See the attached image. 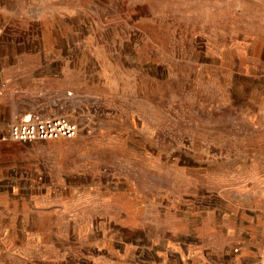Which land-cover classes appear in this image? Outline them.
I'll return each mask as SVG.
<instances>
[{"label":"rangeland","instance_id":"obj_1","mask_svg":"<svg viewBox=\"0 0 264 264\" xmlns=\"http://www.w3.org/2000/svg\"><path fill=\"white\" fill-rule=\"evenodd\" d=\"M0 133V264H264V0H0Z\"/></svg>","mask_w":264,"mask_h":264},{"label":"built area","instance_id":"obj_2","mask_svg":"<svg viewBox=\"0 0 264 264\" xmlns=\"http://www.w3.org/2000/svg\"><path fill=\"white\" fill-rule=\"evenodd\" d=\"M72 96V93H68ZM80 131L77 122L67 116L43 118L39 115H27L10 125L4 142L31 143L56 139L75 138Z\"/></svg>","mask_w":264,"mask_h":264},{"label":"crops","instance_id":"obj_3","mask_svg":"<svg viewBox=\"0 0 264 264\" xmlns=\"http://www.w3.org/2000/svg\"><path fill=\"white\" fill-rule=\"evenodd\" d=\"M0 137H1V133H0Z\"/></svg>","mask_w":264,"mask_h":264}]
</instances>
